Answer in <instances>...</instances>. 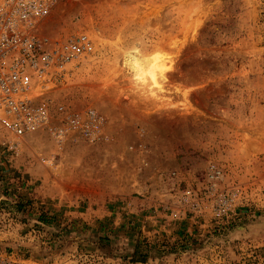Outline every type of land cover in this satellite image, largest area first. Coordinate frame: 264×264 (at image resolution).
<instances>
[{"label":"rangeland","instance_id":"1","mask_svg":"<svg viewBox=\"0 0 264 264\" xmlns=\"http://www.w3.org/2000/svg\"><path fill=\"white\" fill-rule=\"evenodd\" d=\"M47 27L93 48L48 92L46 125L0 132V250L264 264V0H60ZM134 53L164 69L137 76ZM90 107L94 136L71 123Z\"/></svg>","mask_w":264,"mask_h":264},{"label":"built area","instance_id":"2","mask_svg":"<svg viewBox=\"0 0 264 264\" xmlns=\"http://www.w3.org/2000/svg\"><path fill=\"white\" fill-rule=\"evenodd\" d=\"M60 0H0V132L17 141L51 118L48 92L63 88L93 42L84 33L48 32ZM59 111L63 106H58ZM71 118L86 136L97 130V114L87 108ZM0 264H22L0 250Z\"/></svg>","mask_w":264,"mask_h":264},{"label":"bare ground","instance_id":"3","mask_svg":"<svg viewBox=\"0 0 264 264\" xmlns=\"http://www.w3.org/2000/svg\"><path fill=\"white\" fill-rule=\"evenodd\" d=\"M126 59V66L128 65L129 70L132 71V73L136 74H141L142 67L147 69L148 74H151L154 72L155 69L163 70L164 65L161 63H157L159 59H156V56L152 55L149 58L145 57V59L142 57H139L137 54H132V55H127ZM143 64V65H142ZM145 74V73H144ZM137 75V74H136ZM155 75V74H154ZM138 76V75H137ZM151 77V76H150ZM139 78V77H138Z\"/></svg>","mask_w":264,"mask_h":264}]
</instances>
